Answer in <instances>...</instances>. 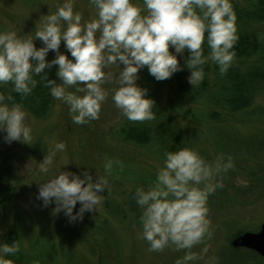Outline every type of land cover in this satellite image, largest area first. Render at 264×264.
<instances>
[{
  "label": "rangeland",
  "instance_id": "obj_1",
  "mask_svg": "<svg viewBox=\"0 0 264 264\" xmlns=\"http://www.w3.org/2000/svg\"><path fill=\"white\" fill-rule=\"evenodd\" d=\"M64 2L0 0V31L11 30L18 36L34 38L45 15L55 12ZM72 3L73 11L80 12L82 23L95 17L96 9L89 0H72ZM132 3L141 7V14H145L143 0H132ZM250 29L263 44L264 23H255ZM33 42L35 47H43L41 40ZM204 47L207 57L208 50L206 45ZM169 50L173 51L171 46ZM59 51L72 58L63 41ZM55 55L49 50L46 60L51 61ZM188 55L187 50L177 54L188 90L183 91L178 85L175 74L157 81L146 66L138 70L136 83L139 85L146 80L156 83L154 119L141 121L144 122L141 125L150 123L155 127L162 125V119L171 120L175 129L172 134L180 141L174 143L173 151L185 147L194 149L208 162L220 154L233 158L234 167L219 177L223 186L208 197L210 235L206 234L200 243L187 250L198 257L189 264H264V259L260 261L248 248L231 245L238 233L257 232L264 223V82L252 91L254 98L246 109L230 113L222 106L219 110L214 107L218 117L209 119L205 112L210 106L213 109V105L205 100L221 97L217 85L223 78H220L218 65L206 59L205 69L202 65L206 75L192 86L187 79L190 75L186 66ZM237 59L232 64L242 71L253 63L262 64L257 56ZM122 67V64L119 68L111 65L105 69L106 73H113V79L102 85L108 96L102 103L98 119L81 125L72 123L68 106L49 92L51 105L42 117L20 104L26 113L25 123L31 128V144L7 143L3 140L5 133L0 131V169L4 174L0 179V244L15 237L20 257L17 261L13 259L15 254L6 255L4 258L11 264H175L185 254L186 250L177 251L174 246L160 252L149 251L148 242L142 238L141 209L134 193L137 187L147 188L154 182L164 156L136 140L122 139V130L127 128L124 126L127 122L134 123L111 99L112 90L117 87L116 75ZM56 70V65L46 67L34 78L38 80L52 72V80L59 83ZM75 87L68 90L75 91ZM12 88L11 82L0 84V94L7 97L14 92ZM191 93L197 98L191 99ZM5 102L12 104L7 99ZM163 129L170 134L167 126ZM155 138L151 140L153 144ZM57 142H64L65 150L57 152L47 174L41 173L38 164ZM108 158L120 162L119 165L114 163L111 175H106L103 168ZM61 170L81 176L87 171L94 181L98 176L108 180L97 210L85 212L82 219L72 223L62 211L53 212L54 203L43 207L42 201L36 199L40 184ZM78 208L79 202L74 211Z\"/></svg>",
  "mask_w": 264,
  "mask_h": 264
},
{
  "label": "clouds",
  "instance_id": "obj_2",
  "mask_svg": "<svg viewBox=\"0 0 264 264\" xmlns=\"http://www.w3.org/2000/svg\"><path fill=\"white\" fill-rule=\"evenodd\" d=\"M89 2L96 15L83 23L80 12L73 11L72 0H65L55 12L45 15L34 38L0 31V84L11 82L12 91L27 96L42 82L54 99L68 106L72 123L81 125L99 118L108 96L102 85L113 79V73L105 69L122 64L111 99L128 120L150 121L154 119V101L136 83L139 69L146 66L157 81L168 79L182 70L177 54L187 50V79L194 86L203 79L206 59L218 65L221 75L232 64L238 34L230 0H143V15L132 0ZM34 39L41 40L43 47H35ZM61 41L71 59L59 51ZM49 50L56 53L51 61L46 60ZM53 65L57 66L59 83L47 79V74L40 81L34 78ZM72 86H76L75 91L68 90ZM6 99L12 101L13 97L0 94L3 140L31 144L25 111L18 103L9 105ZM65 147L64 142L55 143L38 164L39 171L47 174L57 152ZM163 155V166L157 169L154 182L147 188L137 187L134 193L141 209L142 238L148 242L149 251L160 252L168 246L186 250L175 264H189L198 257L187 250L210 235L208 197L223 186L219 177L234 167L233 158L220 154L208 162L186 147ZM114 163L120 164L111 158L105 160L106 175L112 174ZM107 184L105 177L94 181L87 171L81 176L61 170L40 184L36 199L43 207L54 203L53 212L62 211L72 223L82 219L85 212L97 210ZM18 247L16 243L0 244V264H11L4 257L16 253Z\"/></svg>",
  "mask_w": 264,
  "mask_h": 264
},
{
  "label": "trees",
  "instance_id": "obj_3",
  "mask_svg": "<svg viewBox=\"0 0 264 264\" xmlns=\"http://www.w3.org/2000/svg\"><path fill=\"white\" fill-rule=\"evenodd\" d=\"M230 3L235 14V26L238 34V40L233 46V51L235 53L233 60L237 58L249 59L253 56H257L258 61L262 64L258 66L253 63L244 71H242L240 67L231 64L226 73L223 74L222 77H220L223 78L221 83L222 85H217V87L222 92L221 97H213L210 101L205 100V103H211L213 105V109L210 106V109L205 112L206 114L202 113L201 115L205 114V116H207L209 119L211 118L214 120L218 117L216 116L217 112L215 108L218 109L222 106L227 111H230V113L240 112L246 109L250 104H252L254 98V95H252V91L257 87L259 88L261 83L264 82V40L263 44H260L258 35L256 34V32L250 29V27L255 23H264V0H230ZM203 67L205 69L206 66L203 65ZM182 73L183 72L181 70L174 73L175 79L178 82V85L182 87L183 91H186L188 90V86H186L187 84H185L183 78L184 76L182 75ZM204 75H206L205 72ZM52 77V72L51 74L47 73V79L52 80ZM38 81H40V79H38ZM206 83L207 81L205 76L204 84ZM139 86L145 88L147 90V96L154 100L155 91L157 90L156 83L148 82L146 80L140 83ZM203 87H205L206 89L209 88H207L206 85H203ZM206 89H204L203 92H206ZM10 95L13 97V100L9 102L27 106L37 116L41 117L47 113L51 105L49 89L43 86L42 82H38L37 86L32 89L31 94L27 96H22L21 94L16 92H12ZM190 95L191 99L197 98L196 96L193 97L192 93ZM161 117L164 118L165 116ZM132 122L134 123L127 122V124L124 126H127V128H123L122 130V139L127 138L129 140H136L140 145L147 146V148L150 147L153 152L159 153L161 156H164L163 154L165 151H173V149L175 148H173L174 143L180 142L176 139L175 135L172 134L175 133V129H173L174 126L171 120L162 119V125H156L155 127L151 126L150 123H145V125L142 126L141 123L144 122L141 121ZM164 122H166V125H164ZM166 126L170 131V134L168 135L166 134V129H163ZM152 138L156 139L154 144L152 143L153 141H151ZM1 169L0 179L2 180L4 174L3 172H1ZM19 226L15 227L13 233H16ZM16 237L18 238V236ZM15 242V237H11L7 241V243L10 245ZM250 252L253 255L255 254V256H257L260 261L263 260V258L255 251L250 250ZM14 254L15 256L13 259L20 261V257L18 256L19 248L18 251ZM8 258H10V256H8ZM259 264L262 263L259 262Z\"/></svg>",
  "mask_w": 264,
  "mask_h": 264
},
{
  "label": "water",
  "instance_id": "obj_4",
  "mask_svg": "<svg viewBox=\"0 0 264 264\" xmlns=\"http://www.w3.org/2000/svg\"><path fill=\"white\" fill-rule=\"evenodd\" d=\"M231 245L234 248H248L264 258V223L257 232H244L235 236Z\"/></svg>",
  "mask_w": 264,
  "mask_h": 264
}]
</instances>
